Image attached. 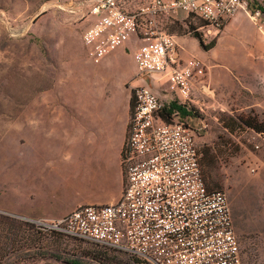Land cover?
<instances>
[{
    "label": "built area",
    "instance_id": "1",
    "mask_svg": "<svg viewBox=\"0 0 264 264\" xmlns=\"http://www.w3.org/2000/svg\"><path fill=\"white\" fill-rule=\"evenodd\" d=\"M180 12L219 32L245 14L264 30V0H150L135 10H128L123 0H98L83 45L100 64L137 38L141 45L134 60L140 77L167 81L178 102L188 104L207 67L197 57L180 62L177 37L160 26V17ZM134 100L121 200L82 206L51 224L34 221L36 225L146 264H244L228 195L209 190L202 171L197 139L210 129L209 120L191 125L176 113L166 122L161 116L164 105L147 85L134 89ZM246 134L253 146L247 169L254 176L264 171V132Z\"/></svg>",
    "mask_w": 264,
    "mask_h": 264
},
{
    "label": "crops",
    "instance_id": "2",
    "mask_svg": "<svg viewBox=\"0 0 264 264\" xmlns=\"http://www.w3.org/2000/svg\"><path fill=\"white\" fill-rule=\"evenodd\" d=\"M159 21L163 30L177 37L180 62L197 57L207 67L206 76L195 83L191 102L186 105L190 115L182 117L184 120L196 125L203 118L211 122L226 115L239 121L237 117L249 114L264 120V30L260 31L245 14L228 21L220 32L183 12L176 17L162 16ZM195 32L206 45H215L204 49ZM129 43L134 45L132 50ZM129 43L100 64L94 63L88 52L85 56L61 52L49 88L22 102V186L27 184V176L32 178L28 185L30 203L27 197L19 202L22 217L58 220L82 206H104L121 200L132 90L147 81L140 77L134 60L141 42L134 37ZM117 53L120 68L117 79L111 80L115 76L105 66ZM129 54L134 73L125 63ZM160 84L164 106L178 101L167 81ZM248 134L240 137L246 140L244 149L250 159L253 146ZM260 155L264 156V151ZM261 177L264 180V173Z\"/></svg>",
    "mask_w": 264,
    "mask_h": 264
},
{
    "label": "rangeland",
    "instance_id": "3",
    "mask_svg": "<svg viewBox=\"0 0 264 264\" xmlns=\"http://www.w3.org/2000/svg\"><path fill=\"white\" fill-rule=\"evenodd\" d=\"M97 1L0 0V216H3L0 217V264H68L71 260L84 264H146L138 258L50 229L40 231L30 224L36 225L34 221L51 224L54 220L27 219L18 212L21 198L27 197L30 203L28 185L32 182L27 176V184L22 186L20 180L21 104L49 88L52 73L61 61V52L85 56L87 49L82 36L92 24L90 12ZM149 1L123 0L128 10ZM128 45L129 49L134 48L133 43ZM125 61L134 73L130 54ZM105 68L115 76L111 80L117 79L118 53L110 57ZM160 83L147 78L138 86H150L160 102L166 104L165 97H161ZM132 94L133 98L134 89ZM250 117L255 116L237 118L240 121ZM218 119L211 121L210 129L197 139L202 158L208 149L218 157L213 171L202 165L203 175L208 188L228 195L244 264H264V180L261 177L264 172L253 176L247 169L246 140L235 130L240 123L229 122L231 117L226 115Z\"/></svg>",
    "mask_w": 264,
    "mask_h": 264
},
{
    "label": "trees",
    "instance_id": "4",
    "mask_svg": "<svg viewBox=\"0 0 264 264\" xmlns=\"http://www.w3.org/2000/svg\"><path fill=\"white\" fill-rule=\"evenodd\" d=\"M202 26H207L206 22L203 21V25ZM195 35H196V37H198L201 40V44L204 47V49L209 50L215 45L214 42L211 43V44L206 45L203 42L202 36L199 33L195 32ZM186 105L187 104H180L178 101H174V102L170 103L169 105H165L164 106V108L162 109L161 116L163 117V119L166 122L170 123V122H172L174 120V115L176 113H178V115L181 116V117H185L187 115H190V112H188V110L186 109ZM134 107H135V100H134V96H133L132 102H131V113H132V115H133V112H134ZM229 122L235 123L237 121L231 119ZM238 123H240V124L235 129V130H238L237 132L243 133V132H250L252 130L256 131V132H264V121H260L256 116L252 117V118L250 117V118H247V119L241 118V120L238 121ZM203 157L204 158L201 159V166L204 165L206 168L209 169V172L213 171V168H215L216 163L218 161L217 155L213 154L211 149H208V150L204 151V156ZM206 174H208V171H206ZM208 189L209 190H213V189H210V188H208ZM0 217L2 218L3 216H0ZM28 224H30V223H28ZM30 225L35 226L40 231H44L42 228H40V227H38L36 225H33V224H30ZM53 232L56 233L55 231H53ZM57 233H59V232H57ZM104 248H106V247H104ZM106 249L107 250H112V249H109V248H106ZM112 251H114V250H112ZM107 253L108 252L104 253V255H107ZM112 259L117 261L116 258H112ZM68 264H84V263H82L79 260H71L70 262H68Z\"/></svg>",
    "mask_w": 264,
    "mask_h": 264
}]
</instances>
